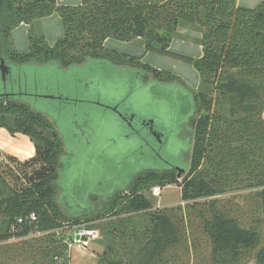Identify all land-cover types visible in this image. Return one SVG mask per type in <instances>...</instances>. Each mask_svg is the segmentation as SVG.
<instances>
[{"label": "trees", "instance_id": "1", "mask_svg": "<svg viewBox=\"0 0 264 264\" xmlns=\"http://www.w3.org/2000/svg\"><path fill=\"white\" fill-rule=\"evenodd\" d=\"M54 12L61 18L64 33L53 45L42 33H29L26 52L8 47L15 26L22 22L32 25ZM182 26H192L200 32L201 56L170 51V43ZM108 38L122 42L140 39L145 51L181 58L198 71L201 84L209 85L208 91L192 90L197 114L189 120L192 146L188 168H183L180 177L177 167L147 170L136 175L125 190L104 196L105 210L96 214L64 213L56 184L63 165V143L45 116L16 99L15 93L10 94L6 85L14 80L7 71L0 83V128L7 129L11 136H27L34 154L19 161L0 149V156L30 168L20 180L21 185H11L5 168H0V242L41 233L50 248L46 247L39 258L28 264H64L66 244L54 233L62 223L91 228V222L107 214L147 211L151 203L146 193L153 187L176 184L185 202L222 193L223 188L217 185L222 168L213 152L221 151L224 159L221 149L231 148L233 143L243 156L237 167L245 166L247 156L254 158V169L245 186L258 189L264 215V0L251 8L239 6L237 0H81L79 5H57L56 0H0V57L8 65L57 62L66 67L88 58L106 59L116 65L141 67L144 79L151 74L159 80H179L173 73L141 63L135 56L106 49L104 41ZM225 108L228 116H223ZM229 150L233 157L237 156L236 148ZM206 161L208 170L204 173L200 168ZM209 206L210 215L204 219L203 227L214 253H227L231 264H235L241 250L256 246L257 232L219 212L213 200ZM31 212L36 220L17 222ZM147 216L150 227L138 241L139 247L130 251L129 262L105 253L98 264H158L167 248L177 243L179 230L162 211L154 210ZM255 259L257 264H264V239Z\"/></svg>", "mask_w": 264, "mask_h": 264}, {"label": "rangeland", "instance_id": "2", "mask_svg": "<svg viewBox=\"0 0 264 264\" xmlns=\"http://www.w3.org/2000/svg\"><path fill=\"white\" fill-rule=\"evenodd\" d=\"M260 1L237 0V4L251 8ZM43 21L16 27L8 38V47L26 52L29 33L46 34V41L52 45L63 34L60 17L55 15ZM189 29L172 40L170 51L191 57L199 54V37L194 36L192 26ZM105 48L132 54L141 63L173 73L180 81L159 80L151 74L144 79L141 67L116 65L106 59L88 58L66 67L57 62H9L14 82L6 85L7 90L14 92L15 98L32 111L45 116L63 143L60 157L63 165L56 184L59 205L66 214L68 211L96 214L105 210L104 196L125 190L136 175L147 170L187 169L192 146L189 120L195 113L192 90L210 88L200 83L199 73L191 63L145 51L138 40L122 42L109 38ZM1 80L0 75V83ZM116 106L118 111L113 109ZM120 113L133 115L131 123ZM223 116H228L227 108ZM144 120L153 122L155 133L142 124ZM2 131L0 135L8 137L6 140L0 137V149L4 153L19 161L33 155L34 147L27 136L19 133L11 136L5 128ZM237 146L230 145L236 148L235 157L231 148L221 149L224 159L221 151L213 152L214 160L222 168L217 181L222 193L185 202L176 184L162 187L158 196L147 192L149 210L119 216L107 214L91 222L97 237L87 248L70 245L71 240L66 237H72L73 228L62 223L54 233L66 244L64 264H98L105 253L129 262L130 251L139 247L138 241L141 237L143 240L150 227L147 213L154 210L166 213L179 230L177 243L167 248L158 264H231L227 253H214L213 243L203 227L204 219L210 215V200L219 212L236 220L241 227L257 232L256 246L241 250L235 263L257 264L255 255L264 239L263 209L256 194L258 189L245 186L254 169V158L247 156L245 166L237 167V161L243 157ZM0 168H5L4 174L11 185H21L22 177L30 172V168L4 155L0 156ZM200 169L204 173L208 170L207 161ZM46 247L49 249L50 244L41 233L1 241L0 264L33 263Z\"/></svg>", "mask_w": 264, "mask_h": 264}, {"label": "built area", "instance_id": "3", "mask_svg": "<svg viewBox=\"0 0 264 264\" xmlns=\"http://www.w3.org/2000/svg\"><path fill=\"white\" fill-rule=\"evenodd\" d=\"M160 187H153L151 192L153 195L158 196L160 194ZM34 221L36 220V215L34 212H31L27 217L22 218L19 217L17 219L18 223H23L25 221ZM73 234L72 237H66V239H70V245L75 244L76 246L87 248L90 246V243L94 241L97 237L93 228H87L85 224L81 225H73Z\"/></svg>", "mask_w": 264, "mask_h": 264}, {"label": "crops", "instance_id": "4", "mask_svg": "<svg viewBox=\"0 0 264 264\" xmlns=\"http://www.w3.org/2000/svg\"><path fill=\"white\" fill-rule=\"evenodd\" d=\"M56 3H57V5H79L80 3H81V0H56ZM55 15H57V16H59L56 12H54L53 14H51V15H49V16H46V17H43V18H40L39 20H37L36 21V23L37 22H42L43 20H48V19H50V18H52V17H54ZM60 21H61V18H60ZM44 22V21H43ZM38 24V23H37ZM61 24H62V21H61ZM24 26H26V24L25 23H20V24H18L17 26H15L14 28H13V30H11V34H12V32L15 30V28L16 27H24ZM62 27H63V25H62ZM189 27L190 26H182V27H179L178 28V33L181 35V34H185L186 32H188L190 29H189ZM193 31H195L194 32V36H197V38L199 37L200 38V36H201V34H200V32L199 31H197V30H195V29H193ZM63 33H64V29H63ZM193 33V32H192ZM44 35V37H46L45 35L46 34H43ZM63 36V34L60 36V37H62ZM60 37H58V38H56V39H54L53 41L55 42L57 39H59ZM174 39V38H173ZM172 39V40H173ZM108 40H109V38L108 39H106L105 41H104V46H105V44H106V42H108ZM136 40H138V41H140L142 44H143V42H142V40H140V39H136ZM199 40V39H198ZM135 41V40H134ZM172 42V41H171ZM54 44V43H53ZM52 44V45H53ZM199 49H201V46H200V44H199ZM125 54H127V53H125ZM201 54H202V50L199 52V54L197 55V56H195V57H199V56H201ZM129 55H132V54H129ZM132 56H134V55H132ZM136 57V56H135ZM194 57V56H193ZM3 130V128H0V131H2ZM2 132H4L5 134H7V132H5V131H2ZM3 134V133H2ZM16 136H18L19 134H15ZM0 137L1 138H4L5 140H6V138H8L7 137V135H0ZM23 137H26V136H23ZM12 139V138H11ZM29 142V141H28ZM31 145H33L31 142H29ZM33 147V146H32ZM33 154H34V150H33Z\"/></svg>", "mask_w": 264, "mask_h": 264}, {"label": "water", "instance_id": "5", "mask_svg": "<svg viewBox=\"0 0 264 264\" xmlns=\"http://www.w3.org/2000/svg\"><path fill=\"white\" fill-rule=\"evenodd\" d=\"M7 67L4 63V60L3 59H0V75H1V79L4 80V76H5V73L7 72ZM114 110H117L118 111V108L117 106L113 108ZM120 115L122 116V118L126 121V118L124 117V114L123 113H120ZM133 119V115H129V118H128V123L131 122ZM143 122V121H142ZM146 124L149 126V129L151 130L152 127H153V122L151 120H148V121H145ZM155 133V132H153ZM178 169V173H177V176L180 177V175L185 171L183 168H179L177 167Z\"/></svg>", "mask_w": 264, "mask_h": 264}, {"label": "flooded vegetation", "instance_id": "6", "mask_svg": "<svg viewBox=\"0 0 264 264\" xmlns=\"http://www.w3.org/2000/svg\"><path fill=\"white\" fill-rule=\"evenodd\" d=\"M1 59H3L4 60V63H5V65H6V67H7V70H8V75L9 76H11L12 77V74H11V68H10V65H8L7 63H6V61H5V59L4 58H2V57H0ZM7 88V87H6ZM10 94L11 95H14V92H10ZM126 121H127V119L129 118V115H126ZM133 120V119H132ZM146 120H144L143 122H142V124L146 127V128H148V130H150L149 129V126L146 124V122H145ZM131 123V122H130ZM150 132H155V130H154V127H152V129L150 130ZM160 142L162 143V140H160Z\"/></svg>", "mask_w": 264, "mask_h": 264}]
</instances>
